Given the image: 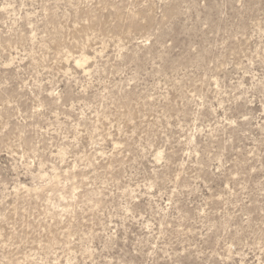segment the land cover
<instances>
[{"label": "rangeland", "instance_id": "1", "mask_svg": "<svg viewBox=\"0 0 264 264\" xmlns=\"http://www.w3.org/2000/svg\"><path fill=\"white\" fill-rule=\"evenodd\" d=\"M0 264H264V0H0Z\"/></svg>", "mask_w": 264, "mask_h": 264}]
</instances>
